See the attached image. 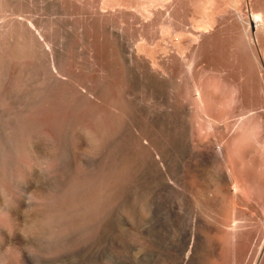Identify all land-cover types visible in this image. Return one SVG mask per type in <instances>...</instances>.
Here are the masks:
<instances>
[{
    "label": "bare ground",
    "instance_id": "obj_1",
    "mask_svg": "<svg viewBox=\"0 0 264 264\" xmlns=\"http://www.w3.org/2000/svg\"><path fill=\"white\" fill-rule=\"evenodd\" d=\"M82 1L110 43L112 71L127 80L123 106L107 105L118 125L103 142L134 150L136 264H264V0H152L131 11L124 0ZM118 16L173 46L157 40L160 55L135 44ZM34 21H21L27 43L58 74ZM89 52L105 73L109 56Z\"/></svg>",
    "mask_w": 264,
    "mask_h": 264
},
{
    "label": "rangeland",
    "instance_id": "obj_2",
    "mask_svg": "<svg viewBox=\"0 0 264 264\" xmlns=\"http://www.w3.org/2000/svg\"><path fill=\"white\" fill-rule=\"evenodd\" d=\"M79 1L0 0V264H136L134 150L129 140L103 142L118 125L107 105L123 106L116 97L127 80L112 71L110 43ZM151 1L124 0L130 11ZM117 18L135 44L164 55L162 34L144 39L141 19ZM28 20L53 44L58 74L27 43ZM89 47L109 56L105 73Z\"/></svg>",
    "mask_w": 264,
    "mask_h": 264
}]
</instances>
